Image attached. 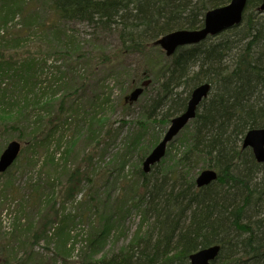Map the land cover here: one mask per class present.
<instances>
[{"label":"trees","instance_id":"obj_1","mask_svg":"<svg viewBox=\"0 0 264 264\" xmlns=\"http://www.w3.org/2000/svg\"><path fill=\"white\" fill-rule=\"evenodd\" d=\"M34 2L58 23H86L97 33H116L123 52L140 54L144 65L149 66L143 79L153 75L162 80L160 95L146 110L147 123L142 126L153 125L151 147L143 148L141 133L132 136L129 143L133 149L142 148L141 164L160 140L163 131L155 129L166 127L185 111L196 87L212 85L210 97L201 104L196 119L183 130L184 151L178 159L173 158L174 167L164 169L168 163L165 157L150 174L142 168L137 172V183L128 192L134 202L131 209L141 215L133 238L111 256L88 264H191L193 253L215 245L221 246L215 264H264V165L257 164L252 151L242 147L249 130L264 128L262 0L248 1L240 26L199 45L181 48L171 58L161 55L156 46L162 36L201 29L208 11L226 6L231 0H0V26H7L10 19L26 11L28 15V6ZM32 16L28 15L31 21ZM33 64L28 61L24 65L29 78ZM2 65L11 68L8 63ZM1 100L6 107L0 110V116L8 118L15 128L23 110H13L14 103L6 102L9 99L4 95ZM24 101V105H30L28 99ZM51 132L40 140L41 132L34 131L31 139L37 147L44 146ZM88 133L93 138L91 129ZM16 139L25 143L21 136ZM60 147L61 143L57 149ZM122 160L125 168V157ZM206 169L215 170L219 177L209 186L198 188L196 173ZM67 176L65 204L75 201L84 184L91 181L89 174L78 169ZM121 206L117 201L110 211L103 207L98 234L86 240V249L94 252L106 245L122 221ZM53 215L35 239L48 238L50 227L59 220L56 256L68 264L63 255L71 239L67 217L62 212ZM11 253L12 241L3 238L0 264H14ZM30 257L16 262L33 264ZM34 264L48 263L36 259Z\"/></svg>","mask_w":264,"mask_h":264},{"label":"rangeland","instance_id":"obj_2","mask_svg":"<svg viewBox=\"0 0 264 264\" xmlns=\"http://www.w3.org/2000/svg\"><path fill=\"white\" fill-rule=\"evenodd\" d=\"M32 7L28 6L32 21L26 11L0 26L4 89L0 101L6 96V102L14 103L13 110L24 114L15 128L0 116V157L17 137L27 143H22L27 150H22L16 164L0 176V241H12L14 264L29 255L33 264L36 259L63 264L56 256L59 220L50 227L48 238L35 239L44 223L55 217L53 213L62 212L71 235L63 251L67 263H95L127 245L141 223L140 212L131 209L134 202L128 192L142 168V148L133 149L129 143L141 133L143 148L151 147L153 125L142 126L147 123L146 110L160 95L162 80L153 75L143 79L149 66L140 54L124 53L116 33H97L86 23H58L37 2ZM28 61L35 65L31 78L24 71ZM3 63L11 68H3ZM137 84L144 87V93L130 103L128 97ZM24 98L30 105H24ZM5 107L0 103V110ZM168 128L155 129L163 131L159 142ZM34 131L41 132L40 140L52 131L51 139L37 147L31 139ZM183 136L185 131L169 145L164 169L174 167L173 158L184 151ZM124 157L127 163L122 168ZM77 169L89 174L91 181L84 184L75 201L65 204L67 175ZM117 201L122 204V221L105 246L89 251L86 240L98 234L100 211L104 206L110 211Z\"/></svg>","mask_w":264,"mask_h":264},{"label":"water","instance_id":"obj_3","mask_svg":"<svg viewBox=\"0 0 264 264\" xmlns=\"http://www.w3.org/2000/svg\"><path fill=\"white\" fill-rule=\"evenodd\" d=\"M249 0H231L223 7L208 11L205 15L204 26L197 30H178L162 36L156 46L160 47L168 58L185 47L199 45L209 38H214L238 27L243 22L244 12ZM259 11L264 13V0H262ZM144 86V85H143ZM211 84H202L196 87L189 98L184 112L171 120L170 126L160 143L146 157L143 162V172L149 174L152 168L159 165L165 158L168 146L174 139L196 119L201 104L210 97ZM144 93V87H137L128 97L130 103H135ZM243 149H251L256 161L264 163V128L249 130L243 141ZM22 144L12 141L8 144L0 157V174L7 172L19 158ZM218 173L207 169L202 171L196 178L199 188L209 186L217 181ZM221 247L216 245L207 249L199 250L190 256L191 264H214L219 256ZM106 264V263H98Z\"/></svg>","mask_w":264,"mask_h":264},{"label":"bare ground","instance_id":"obj_4","mask_svg":"<svg viewBox=\"0 0 264 264\" xmlns=\"http://www.w3.org/2000/svg\"><path fill=\"white\" fill-rule=\"evenodd\" d=\"M260 6H261V5H260ZM242 23H243V22H242ZM246 134H247V133H246ZM245 136H246V135H245ZM244 138H245V137H244ZM243 141H244V140H243ZM242 147H243V144H242ZM252 154H253V153H252ZM253 156H254V155H253ZM254 158H255V157H254ZM255 160H256V159H255ZM256 162H257V161H256ZM257 164H259V165H264V163H263V164H260V163H258V162H257ZM153 168H154V167H153ZM153 168H152V169H153ZM211 170H212V169H211ZM214 171H215V170H214ZM150 173H151V172H150ZM150 173H149V174H150ZM218 177H219V175H218ZM196 186H197V185H196ZM197 187H198V186H197ZM198 188H199V187H198ZM215 246H216V245H215ZM218 246H219V245H218ZM211 247H212V246H211ZM220 247H221V246H220ZM208 248H209V247H208ZM204 249H207V248H204ZM200 250H203V249H200ZM197 252H198V251H197ZM214 264H215V262H214Z\"/></svg>","mask_w":264,"mask_h":264}]
</instances>
